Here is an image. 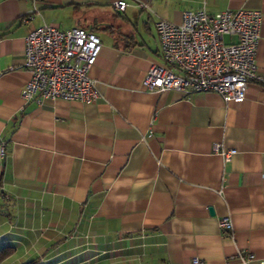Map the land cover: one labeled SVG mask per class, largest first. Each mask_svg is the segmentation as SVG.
Wrapping results in <instances>:
<instances>
[{
    "label": "crops",
    "instance_id": "0c3cea01",
    "mask_svg": "<svg viewBox=\"0 0 264 264\" xmlns=\"http://www.w3.org/2000/svg\"><path fill=\"white\" fill-rule=\"evenodd\" d=\"M114 1L0 0V264H264L262 84L241 102L141 87L163 63L155 22L200 7L260 11L264 78V0ZM43 24L100 38L96 101L21 99L25 37Z\"/></svg>",
    "mask_w": 264,
    "mask_h": 264
},
{
    "label": "built area",
    "instance_id": "2783aa9c",
    "mask_svg": "<svg viewBox=\"0 0 264 264\" xmlns=\"http://www.w3.org/2000/svg\"><path fill=\"white\" fill-rule=\"evenodd\" d=\"M125 7L124 0L113 2L115 11ZM261 20L258 10L227 8L209 13L205 7L183 11L179 22L157 20L154 28L163 63L148 67L141 87L155 92L174 90L185 96L213 92L225 102H241L249 82L264 87L255 62ZM225 36L234 40L226 42ZM101 48L100 38L81 27L60 30L43 24L32 30L25 37L23 67L30 76L21 89V99L96 101L99 94L89 73ZM212 150L224 161L235 152L219 144ZM4 157L5 143L0 141V160ZM230 227L228 217L219 220L220 229ZM252 258V254L241 257L244 262Z\"/></svg>",
    "mask_w": 264,
    "mask_h": 264
},
{
    "label": "trees",
    "instance_id": "16d2710c",
    "mask_svg": "<svg viewBox=\"0 0 264 264\" xmlns=\"http://www.w3.org/2000/svg\"><path fill=\"white\" fill-rule=\"evenodd\" d=\"M12 252H13L12 247H4V248L0 249V261L3 260L4 258H6L7 256H9ZM25 264H37V261L32 260V261H29Z\"/></svg>",
    "mask_w": 264,
    "mask_h": 264
},
{
    "label": "water",
    "instance_id": "95a60500",
    "mask_svg": "<svg viewBox=\"0 0 264 264\" xmlns=\"http://www.w3.org/2000/svg\"><path fill=\"white\" fill-rule=\"evenodd\" d=\"M211 211V210H210Z\"/></svg>",
    "mask_w": 264,
    "mask_h": 264
}]
</instances>
